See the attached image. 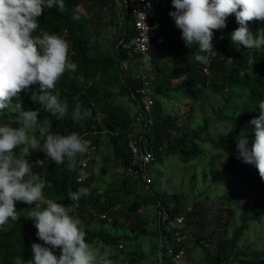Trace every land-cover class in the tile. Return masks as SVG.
<instances>
[{
	"label": "trees",
	"instance_id": "1",
	"mask_svg": "<svg viewBox=\"0 0 264 264\" xmlns=\"http://www.w3.org/2000/svg\"><path fill=\"white\" fill-rule=\"evenodd\" d=\"M103 4L111 3L114 5V0H99ZM158 3L164 11H175L172 9V0H153ZM166 3L165 7L162 4ZM65 11L61 13L56 6L52 8H45L44 13L38 18V29L33 35H42L47 31L59 36L66 35V40L69 45V59L77 65L75 72L66 71L63 76L57 81L56 87L52 90V94L57 91L60 93L59 99L61 102H66L68 105L67 114L63 119H58L50 112L43 108L40 112L39 119L45 118L51 123V131L64 134L67 129L69 132H77L82 134L85 131L93 132L96 122L100 123L104 131L118 132L119 136L114 139L116 141V156L120 157L123 153L125 159L123 163L127 165L129 161L128 149V135L132 131V118L128 113L112 103L115 95L108 90V86H117L120 89L122 97L135 103L131 97L133 91L140 87V83L131 75L124 77L119 73L120 62L130 59V43L134 37L135 30L131 21L128 19L125 22L124 39L115 44L114 55L97 59L89 55V49L92 40V34L89 29L88 19L79 11L77 0H65ZM174 8V7H173ZM76 16L78 19H73ZM171 20H174L170 17ZM227 26L221 30H213V50L217 48L216 56L219 55L220 45L222 41L220 36L224 32L229 34L239 27L236 22L234 14L229 16L226 20ZM158 32V31H157ZM163 38V43L159 42ZM234 44L226 45L225 49H232ZM127 50H126V48ZM242 48L244 53L236 52L235 59L242 57L238 65H234L229 77L227 78L228 92L237 90L241 92L242 98L240 101V108L237 111L231 125L230 132L225 139L214 140L208 134V123L199 126L195 129H187L180 133L178 137L171 134L170 129L177 121L176 116H169L165 114L162 109L161 101L172 100L176 94H184L187 97L197 101L201 96V87H206L205 82L201 83L204 75V64L195 60V54L198 51L197 46L191 49L186 47L181 38V30L177 27H166L161 33H158L157 38L151 45L152 63L156 69V78L153 81L155 91V105L153 108L154 124L150 132L152 138V145L156 153L157 160L163 161L161 152L166 156L174 155L180 159L183 164H188L191 161L198 159L202 154L201 143H209L213 146H219L226 155L237 151L236 138L240 134L241 129L247 130V139L254 140V125L250 121L258 117L261 113L259 102L264 100V48L260 50H248L244 46ZM207 55L206 53H201ZM211 66H215L213 61ZM131 69H135L131 66ZM111 72H115L116 76L111 79ZM136 75V74H135ZM174 81H179L174 85ZM23 94V108L35 110L36 106H40L30 96L28 89L21 91ZM230 101V100H227ZM76 105H81L83 109H91V116L84 121L73 123L71 115ZM6 117H15L9 115ZM19 126V125H18ZM60 127V130H59ZM93 140L99 143L98 136H93ZM165 149V151H164ZM164 151V152H163ZM159 155V156H158ZM50 169H58L59 175L53 178L50 175L45 177V181L51 183V187L43 189V200L52 199L60 204L68 206L70 199L68 193L70 191H77L81 187H89L90 181L80 186L74 181L75 172L67 169L66 163L64 165H56L55 162H49ZM225 171L234 178L241 179L250 190V195L254 200V209L264 211V181L261 180L258 170L254 165L244 163L237 157L231 158L230 163L226 166ZM106 173V170H103ZM129 194H134L132 189V180L125 177L122 181ZM96 199L86 197L87 202L91 206L100 203L102 197L95 193ZM164 198V201L172 214L171 219L176 216V209L170 206L169 199L165 194H159ZM243 192H228L221 197L220 211L228 209L230 215L234 212L231 210L234 199L243 197ZM82 198V197H81ZM155 199V198H154ZM83 200L80 199V209ZM156 202V199H155ZM41 203V207H46V203ZM140 200L136 198L133 201L131 210L137 211L140 208ZM225 205V208L223 207ZM102 212L107 213L112 209V203L102 204ZM18 221H9L6 224L10 228L6 231H0V264H15L17 258L21 260L32 259L31 244L33 242L44 244L36 233L37 229L34 226V221L27 216V213L34 208V205L28 206L24 202H16L15 204ZM204 207H196L195 210H190L185 215V224L192 223L194 227L202 231L205 229L206 223L202 222L204 219ZM80 211V210H79ZM78 211V212H79ZM77 212V213H78ZM73 213L72 216L77 214ZM81 217V216H79ZM82 218V217H81ZM80 220V218H78ZM229 219L228 217L223 223L218 221L221 225L219 235L214 237L212 235L198 234L194 240L195 244H202L205 240L216 241V248L213 252H209L211 260L207 264H228L230 261H236L238 264H264V252H241L234 254L233 250L249 230L251 225L252 214L249 213L248 207L241 215V223L237 226L229 237ZM81 226H82V220ZM216 223V221H214ZM142 225H145L141 218H135V227L138 230ZM183 238L185 230L183 229ZM87 235L94 239L100 240L107 245H118L120 238L112 236L106 232H87ZM148 236V232L142 233ZM160 237V232L157 234ZM207 235V236H206ZM137 237V236H136ZM133 239H137V238ZM131 239V238H127ZM184 243L177 250L187 249L190 251V246ZM54 254L59 256L60 250L54 249ZM162 262L167 258L163 251Z\"/></svg>",
	"mask_w": 264,
	"mask_h": 264
},
{
	"label": "rangeland",
	"instance_id": "2",
	"mask_svg": "<svg viewBox=\"0 0 264 264\" xmlns=\"http://www.w3.org/2000/svg\"><path fill=\"white\" fill-rule=\"evenodd\" d=\"M77 2L79 11L88 19V26L92 34L89 55L97 59L114 55L115 44L124 39L127 20V16L121 7V0H114V5L111 3L103 4L99 0H77ZM155 6L154 24L158 33L160 34L166 27H176L174 20L170 19V11H164L158 6V3H155ZM171 6L174 9L172 4ZM248 28L253 34H256L264 29V22L251 21L248 23ZM61 37L66 40V35ZM220 40L222 44L219 55L213 59L215 66L210 67L209 74L202 76L201 83L205 82L206 87H201L199 100L195 101L180 93L174 95L172 100L161 101L165 114L178 118L170 129L171 134L175 137L189 128L195 129L203 126L205 122L208 123V134L214 140L225 139L230 132V125L240 108L242 95L240 90L228 92L227 78L233 66L238 65L242 60V57H239L236 61L235 53L242 51L243 54L244 51L236 45L232 49L224 50L226 45L233 44L228 32L222 33ZM159 42H164L162 37ZM118 69L120 73V68ZM122 75L133 77L135 69L123 71ZM115 76L116 73L111 72V79ZM177 83L179 81H174L173 84L176 85ZM38 89L39 85L37 84L30 86L28 91L33 100L40 105L36 106L35 110L41 112L44 105L38 100V96L41 94ZM108 90L115 95L112 100L115 106L126 111L131 118L140 114L137 105L131 102L128 97H122L117 86H108ZM19 100H23L21 92L19 93ZM40 120L44 121L51 130V123L47 119L42 118ZM3 123H11L13 127H18L16 117H0V124ZM65 130L64 134L71 133L67 129ZM93 131L97 133L96 136L99 139L98 158L92 165L93 180L90 186L86 187L88 194L81 198L83 202L81 201L80 211L73 215L75 218H80V221L82 220V227L86 232V242L101 252H108L109 258L113 260L114 264H169L167 258L162 262L159 257L160 237L157 235L159 225L154 197L139 182L132 181L131 183L132 189L135 190L134 194H129L126 191L122 183L123 179L128 177L126 165L123 163L125 159L123 153L120 157L116 156V141L106 134L100 123L96 122ZM35 135L40 138L38 131L35 132ZM248 141L249 147H251L253 139H248ZM200 146L202 149L201 156L188 164H183L174 155L166 156L161 152L163 161L158 159L150 168L153 180L152 189L159 194H165L170 201V206L177 210L175 216L186 214L192 209L195 210L196 207H204L202 222L206 223L205 229L200 231L192 223H186L183 227L185 230L184 243L190 246L189 252L184 249L185 262L188 264H207L211 260L209 252L215 250L217 242L205 240L202 244H195L194 240L197 235L204 232L209 236H218L221 231V225L218 221L221 220L223 223L230 217L229 237L232 236L233 230L241 223V215L246 206L249 213L252 214L251 225L234 248L233 253L264 252V211L254 209V200L246 184L225 171L231 158L237 157V151L226 155L219 146H213L209 143H201ZM26 159L30 163L37 159L44 160L45 154L35 151ZM49 162L51 160H48L45 167L36 165L33 168L35 173L40 174V179L45 180V177L50 174L53 178L59 175L58 169L48 167ZM103 170H106V173H103ZM72 192L74 191L72 190ZM228 192L244 193L240 199L233 200L231 208L234 212L233 215H230L228 209H223V213L220 211L221 204H223L221 197ZM95 193L102 197L99 204L91 206L86 197H90L94 201L96 199ZM136 198L140 200L141 204L139 210L134 211L131 210V206ZM108 202L112 203V209L103 213L101 211L102 204ZM223 207L225 208V205ZM104 215L106 218H103ZM136 217L141 218L145 224L139 230L133 229ZM9 228V224H4L0 226V231H6ZM144 231H147L149 235H142ZM87 232H106L120 238V243L107 245L100 240L90 238ZM128 237L131 239H127ZM135 237L137 239H133ZM228 264H238V262L233 260Z\"/></svg>",
	"mask_w": 264,
	"mask_h": 264
},
{
	"label": "clouds",
	"instance_id": "3",
	"mask_svg": "<svg viewBox=\"0 0 264 264\" xmlns=\"http://www.w3.org/2000/svg\"><path fill=\"white\" fill-rule=\"evenodd\" d=\"M172 5L175 11L169 15L181 30L185 46L190 49L197 46V62L209 63L214 52L213 30L225 28L227 18L233 14L239 27L229 34L231 42L248 50L264 48V34H261L264 29L253 34L248 28L251 21L264 22V0H172ZM53 6L63 13L65 0H0V117L13 115L19 125L0 124V226L9 219L18 221L16 202L34 205L27 216L34 221L36 235L44 244L33 242L32 259L17 258L15 264H114L108 252L86 242L80 220L70 215L71 205L43 200V189L52 185L33 171L36 165L45 167L48 160L56 165L66 163L69 171H79L78 157L88 151V141L80 134L51 131L39 119V110H24L19 100L21 91L38 84L41 93L38 100L45 110L58 119L67 114V103L61 102L60 93L52 94V90L66 71L77 70V65L69 59V45L55 33L33 35L39 27L38 18L45 8ZM259 108L260 115L250 121L254 125L251 147L247 130L241 129L236 149L237 159L254 165L264 181V100L259 102ZM91 114V109L76 105L71 120L78 123ZM35 151L43 152L45 159L30 163L26 157ZM87 194L88 189L81 187L70 191L68 198L76 203ZM38 201L46 203V207L42 208ZM54 249L60 250L59 256L54 254Z\"/></svg>",
	"mask_w": 264,
	"mask_h": 264
},
{
	"label": "built area",
	"instance_id": "4",
	"mask_svg": "<svg viewBox=\"0 0 264 264\" xmlns=\"http://www.w3.org/2000/svg\"><path fill=\"white\" fill-rule=\"evenodd\" d=\"M166 3L162 4L165 7ZM121 7L125 15L131 21L135 30L130 43V59L120 62V72H127L131 66L135 68L134 78L140 83V87L133 91L131 97L140 109V114L132 118V131L128 135L129 161L126 165V174L133 182L141 183L146 190L156 199L157 220L160 232L159 257L162 261L163 251L169 264H188L185 262V252L177 249L184 244L183 227L185 215L171 219L164 198L152 189V176L150 168L157 161L156 153L152 145L150 132L154 124L153 108L155 105V91L153 81L156 78V69L152 63L151 45L157 38L158 32L154 24L155 3L153 0H121ZM143 14V15H142ZM217 48L209 57V63L204 64V74H209L211 62L216 56ZM107 135L116 139L118 132L105 131ZM88 141V151L78 157V170L75 172L74 181L82 186L92 177V165L96 162L99 154V143L92 139L96 132L85 131L80 134ZM73 213L80 210L79 202H69ZM103 218H106L104 215Z\"/></svg>",
	"mask_w": 264,
	"mask_h": 264
}]
</instances>
